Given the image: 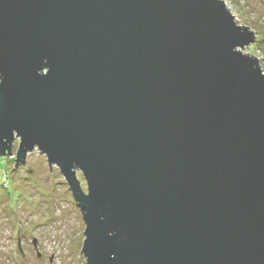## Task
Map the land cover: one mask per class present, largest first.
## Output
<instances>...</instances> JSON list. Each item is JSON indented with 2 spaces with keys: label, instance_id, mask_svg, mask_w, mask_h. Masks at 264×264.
<instances>
[{
  "label": "water",
  "instance_id": "1",
  "mask_svg": "<svg viewBox=\"0 0 264 264\" xmlns=\"http://www.w3.org/2000/svg\"><path fill=\"white\" fill-rule=\"evenodd\" d=\"M253 38L222 0H0V154L57 167L86 264H264Z\"/></svg>",
  "mask_w": 264,
  "mask_h": 264
},
{
  "label": "rangeland",
  "instance_id": "2",
  "mask_svg": "<svg viewBox=\"0 0 264 264\" xmlns=\"http://www.w3.org/2000/svg\"><path fill=\"white\" fill-rule=\"evenodd\" d=\"M222 1L238 26L253 31L242 53L256 57L264 74V0ZM17 148L15 140L0 156V264H86L85 226L68 184L37 150L14 167ZM77 178L86 192L80 172Z\"/></svg>",
  "mask_w": 264,
  "mask_h": 264
},
{
  "label": "flooded vegetation",
  "instance_id": "3",
  "mask_svg": "<svg viewBox=\"0 0 264 264\" xmlns=\"http://www.w3.org/2000/svg\"><path fill=\"white\" fill-rule=\"evenodd\" d=\"M0 156H4V155H1V154H0ZM18 165H19V164H18ZM18 165H17L16 163L14 164L15 167H17Z\"/></svg>",
  "mask_w": 264,
  "mask_h": 264
},
{
  "label": "trees",
  "instance_id": "4",
  "mask_svg": "<svg viewBox=\"0 0 264 264\" xmlns=\"http://www.w3.org/2000/svg\"><path fill=\"white\" fill-rule=\"evenodd\" d=\"M9 150H12V146L9 148Z\"/></svg>",
  "mask_w": 264,
  "mask_h": 264
}]
</instances>
